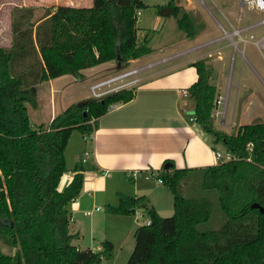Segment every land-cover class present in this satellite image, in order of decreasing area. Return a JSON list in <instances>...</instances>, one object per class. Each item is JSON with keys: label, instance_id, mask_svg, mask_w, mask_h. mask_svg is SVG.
<instances>
[{"label": "trees", "instance_id": "trees-1", "mask_svg": "<svg viewBox=\"0 0 264 264\" xmlns=\"http://www.w3.org/2000/svg\"><path fill=\"white\" fill-rule=\"evenodd\" d=\"M143 0H93L91 6L59 5L36 21L33 8L17 9L13 44H0V264H99L109 258L113 243L95 252L73 243L69 204L83 192L84 171L90 164L76 162L70 182L60 189L68 171L66 148L74 130L91 134L99 118L112 105L131 101L136 87L88 97L73 103L45 125L34 127L27 104L38 106V85L43 81L116 61L123 68L131 59L151 52L148 34L137 26ZM157 13L174 17L188 38L196 36L192 16L174 0L157 5ZM35 57L31 80L15 71V63ZM198 78L187 89L194 99V121L223 142L234 158L208 165L203 187L216 189L226 222L219 229L200 231L212 211L208 197H186L179 188L190 168H175L166 159L156 177L174 194V213L162 216L145 196L119 193L118 205H105L114 213H135L143 208L150 223L139 225L127 264H264V121L244 123L228 133L213 124L217 86L204 59L193 64ZM38 66V69H37ZM36 69V70H34ZM249 144H252L250 147ZM166 163H171L169 168ZM255 203L260 207L253 206Z\"/></svg>", "mask_w": 264, "mask_h": 264}, {"label": "rangeland", "instance_id": "rangeland-1", "mask_svg": "<svg viewBox=\"0 0 264 264\" xmlns=\"http://www.w3.org/2000/svg\"><path fill=\"white\" fill-rule=\"evenodd\" d=\"M11 1L0 0V44L7 48L12 47L13 44L12 25L13 20L18 18L17 9L33 8L31 21H36L47 10H52L51 7L46 6H15ZM143 1L147 6L139 9L140 12H143V15L140 14L137 20L139 34L152 36L160 31L154 29L160 27L162 23L156 21V16L165 18L157 13V5L168 3L171 0ZM174 1L182 5L184 10L192 16L195 23L196 36L191 38L190 44L196 47V55L200 56V59H204L211 68V81L221 86L219 88L220 92H217V99L222 95V101L220 104L216 103L214 109V126L225 132L232 133L244 123L264 121V46L263 43L257 44L264 37V11L250 9L247 6L244 7L240 0ZM172 20L173 26L183 34V31L175 24L176 19L172 17ZM142 25H146V27ZM159 38L160 35H156L150 44L157 50L160 42ZM35 60L37 61L35 57L27 55L25 59L18 60L15 63V71L17 73L23 72L26 79L31 80L34 76V71L33 68H30V64ZM114 62L116 66V61ZM124 68L134 69V64H130L129 61ZM120 71L121 69L102 73L100 71L96 74V77L94 76L93 80L105 79ZM131 78H134V75L128 77V79ZM51 85L56 89L55 99L53 100ZM230 87L232 88L228 95ZM85 94H91L89 97L94 96L90 90V81H81L71 74L53 78L51 82L48 80L39 83L38 106L34 107L31 104H27L31 124L34 127H38L42 123L47 125L53 111H61L64 107L78 103ZM194 112V108L189 112L191 114L189 117L190 121H194L191 120ZM217 112L219 113L217 114ZM203 133L207 135L209 142L212 144V137L204 130ZM85 144L82 133L74 130L66 151V159L68 158L67 174L70 175L74 171V164L76 163L73 162V155L75 151L80 147H84ZM214 147L216 149L219 148L224 158H227L230 154L223 142L216 143ZM216 149L213 150L214 153L217 151ZM82 150H78L79 153H82ZM127 177L126 185L122 189L132 192L134 188L132 172ZM157 180L158 177L156 176L146 180L148 182L146 189L147 191L152 189L154 191V207L156 210L162 216H171L174 213V194L163 182L161 185L163 187L158 186ZM117 183L118 180H115L112 185L114 184L115 187ZM179 188L186 197L204 196L208 197L212 202L211 216L206 222L198 226L200 231L219 229L223 226L227 216L221 207L219 192L216 189L203 187V171L194 170L189 172L181 180ZM124 190L118 192L117 196L110 190L109 193H106V197L102 195V197L98 198L99 203H103V206L100 205L99 210L94 208L91 214L86 213V210H84L85 213L75 214L76 220L71 222V229L80 231V236L75 237L73 242L80 244L81 247H91L95 252H98L104 248L105 240H110L113 243L112 256L109 258L102 256L99 264H127L135 245V230L139 225L146 224L149 219V215L143 208H137L135 213H114L106 209L105 205L107 204H119V193L137 197L145 196L149 203V197L146 195L148 193L133 195L132 193L124 192ZM70 204L69 208H71ZM1 246L5 252L13 251L12 247L5 246L3 243H1Z\"/></svg>", "mask_w": 264, "mask_h": 264}, {"label": "crops", "instance_id": "crops-1", "mask_svg": "<svg viewBox=\"0 0 264 264\" xmlns=\"http://www.w3.org/2000/svg\"><path fill=\"white\" fill-rule=\"evenodd\" d=\"M11 3L15 6H46L54 11L63 4L75 7L91 6L93 0H12ZM140 14L143 15V12ZM156 21L162 23L154 29L160 30L157 34H148L151 52L130 60V64L138 68L134 78L139 79L126 88L136 87L135 97L129 102L112 105L99 118L98 127L91 134H82L86 144L73 155V162L76 163L88 152V160L83 163L94 168L87 167L84 171L83 192L70 204L71 222L76 220L75 214L85 213L84 210L88 214L94 208L99 210L103 203L100 204L98 198L102 195L106 197L110 190L116 196L118 192H122L127 175L131 172L134 188L132 192H124L133 195L148 193L146 195L149 197V205L155 206L154 191H147L146 180L157 175L166 159H172L175 168H190V172L218 163L213 151L216 148L209 142L201 126L189 119V112L195 107V102L188 95L187 89L198 78L197 69L192 64L201 57L196 55V47L190 44L192 39L173 26L172 17L163 19L156 16ZM175 24L177 26L176 20ZM156 35H160L158 50L150 45ZM116 66L114 61H108L83 69L80 80L90 81L91 90L92 84L103 79L93 80L98 72L116 70ZM214 84L220 92L221 86ZM55 93L56 89L51 85L52 100L55 99ZM90 95L85 94L81 99ZM61 111H53L49 122ZM67 149L68 146L66 151ZM78 150H82V153ZM73 174L74 171L70 175H63L60 189L70 182ZM115 180L118 183L114 187L112 183ZM157 181V185L163 187L162 181ZM70 231L80 236V231L72 230L71 226ZM76 245L81 249L91 248Z\"/></svg>", "mask_w": 264, "mask_h": 264}, {"label": "built area", "instance_id": "built-area-1", "mask_svg": "<svg viewBox=\"0 0 264 264\" xmlns=\"http://www.w3.org/2000/svg\"><path fill=\"white\" fill-rule=\"evenodd\" d=\"M242 3V6H247L250 9H258L259 11H264V0H240ZM140 14V11H138V15ZM264 38V37H263ZM264 46V42H263ZM138 72V68L134 69H121L120 72H117L103 80H100L94 84L91 85V91L94 97H102L103 95L117 91L122 88H126L128 85L135 83L138 81V77L128 79V77L135 75ZM187 93V92H185ZM222 101V97L220 96L216 103L220 104ZM219 112H217L218 114ZM221 113V112H220ZM191 120H194V116L191 117ZM251 147L252 144H249ZM216 158L218 162H222L225 160H230L234 158L233 154H229L227 158H224L223 154L220 151H216ZM87 156L88 152L85 153L84 157L82 158L83 162H87ZM147 223H150V220L148 219Z\"/></svg>", "mask_w": 264, "mask_h": 264}, {"label": "water", "instance_id": "water-1", "mask_svg": "<svg viewBox=\"0 0 264 264\" xmlns=\"http://www.w3.org/2000/svg\"><path fill=\"white\" fill-rule=\"evenodd\" d=\"M122 68H123V58H122L121 54L119 53L118 57H117L116 69H122ZM85 103H86V100H81L77 104H78L79 107H82ZM170 166H171V163H166L165 164L166 168H169ZM253 206L260 207V205L257 204V203H255ZM260 208H261V211L264 212V208L263 207H260Z\"/></svg>", "mask_w": 264, "mask_h": 264}, {"label": "bare ground", "instance_id": "bare-ground-1", "mask_svg": "<svg viewBox=\"0 0 264 264\" xmlns=\"http://www.w3.org/2000/svg\"><path fill=\"white\" fill-rule=\"evenodd\" d=\"M264 42V38H262L260 41L257 42V44H261Z\"/></svg>", "mask_w": 264, "mask_h": 264}]
</instances>
